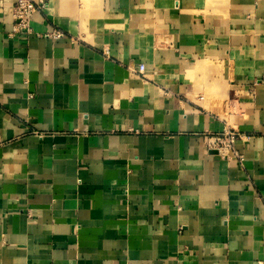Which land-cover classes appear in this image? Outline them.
Listing matches in <instances>:
<instances>
[{"label": "crops", "instance_id": "crops-1", "mask_svg": "<svg viewBox=\"0 0 264 264\" xmlns=\"http://www.w3.org/2000/svg\"><path fill=\"white\" fill-rule=\"evenodd\" d=\"M15 3L0 264H264V0Z\"/></svg>", "mask_w": 264, "mask_h": 264}, {"label": "built area", "instance_id": "built-area-1", "mask_svg": "<svg viewBox=\"0 0 264 264\" xmlns=\"http://www.w3.org/2000/svg\"><path fill=\"white\" fill-rule=\"evenodd\" d=\"M45 7L46 0H16L12 11L14 20L16 21L15 26L20 28L29 27L32 14L44 11ZM60 34V32H54L53 37H58ZM144 68V65L141 64L139 67V73L141 75ZM239 137L240 135L238 133L228 131L217 137L209 138L208 147L221 152L224 156H231L241 163L243 161V156L234 148V144Z\"/></svg>", "mask_w": 264, "mask_h": 264}]
</instances>
